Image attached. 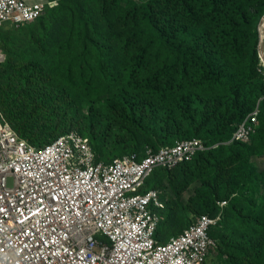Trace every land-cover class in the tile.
<instances>
[{
    "label": "trees",
    "instance_id": "16d2710c",
    "mask_svg": "<svg viewBox=\"0 0 264 264\" xmlns=\"http://www.w3.org/2000/svg\"><path fill=\"white\" fill-rule=\"evenodd\" d=\"M60 1L59 22L65 19L69 32L59 29L46 39L69 52L70 65L79 67L69 72V80L94 96L95 105L82 115L79 102L53 86L38 64H0V112L13 130L42 147L81 126L90 134L97 161L120 149L149 144L156 152L200 137L208 149L177 167L183 166L189 181H200L194 193L198 208L221 216L209 230L214 254L224 264H264V171L258 173L250 162L257 147L264 151V72L255 28L264 0ZM21 41L0 32V44L15 56ZM230 56L245 65L234 68ZM29 69L39 71L44 82H6ZM83 69L88 77L83 73L80 79ZM258 102L251 142L227 143ZM174 169H156L144 188L164 187L149 184L158 181V171L171 176ZM247 190L261 201L255 204ZM222 200L229 205H219ZM244 201L256 211L247 212ZM223 223L228 227L218 232L219 244L216 233Z\"/></svg>",
    "mask_w": 264,
    "mask_h": 264
},
{
    "label": "built area",
    "instance_id": "2783aa9c",
    "mask_svg": "<svg viewBox=\"0 0 264 264\" xmlns=\"http://www.w3.org/2000/svg\"><path fill=\"white\" fill-rule=\"evenodd\" d=\"M56 5L0 0V27L31 24ZM260 21L263 40L264 14ZM259 104L227 143L251 139ZM206 149L188 139L106 163L77 132L34 147L0 112V264H206L216 247L209 230L220 215L200 214L159 242L161 191L144 188L156 169H174Z\"/></svg>",
    "mask_w": 264,
    "mask_h": 264
},
{
    "label": "rangeland",
    "instance_id": "374dc122",
    "mask_svg": "<svg viewBox=\"0 0 264 264\" xmlns=\"http://www.w3.org/2000/svg\"><path fill=\"white\" fill-rule=\"evenodd\" d=\"M61 1L57 2L55 8L48 10L44 15L43 19L39 22H35L30 25L15 27V26H5L0 28V32H4L9 34L10 36H18V41L22 43V47L18 50L19 55L15 56L8 52L2 44H0V53L2 54V58H0V64L10 65L14 60H18L21 64H27L29 62H33L38 64L37 68H43L42 72L47 75V79L52 81V85H58L59 89H67L69 92L68 97L71 99H75L79 102L82 107L83 113L82 115H86L90 112V106L94 104V96H89L87 93H81L79 89L75 87L76 84H72L69 80V72H76L78 70V65L73 64L70 65V61L72 59L69 57V52L61 51L56 46L53 40L46 39V34H56L59 29L62 32L68 33V24L67 22L60 21L62 20V12L60 9ZM69 15V13H68ZM66 15V18L68 17ZM59 17V18H58ZM261 18L257 20L255 23V28L257 27L258 33V45L257 52L259 50V62L260 56L263 57L264 60V39L260 40L259 36V26L261 24ZM57 31V32H56ZM18 42V44H19ZM77 46L79 43L76 41ZM20 45V44H19ZM7 51V52H6ZM74 54V53H73ZM71 54V56H73ZM59 56V57H58ZM1 57V56H0ZM230 62H232L234 68L242 66V60L235 59L234 57H229ZM245 63L243 64V66ZM259 68L264 72V65L259 64ZM10 69L8 68V72ZM37 73H34L33 69H29L28 72L25 70L21 72H17L16 76H12L11 79H7L6 82L10 80H15L18 83L30 81H42L44 80L38 78ZM83 73L88 77V70L83 69L81 73H78L79 78L83 77ZM15 74V73H13ZM78 86V85H76ZM81 126L77 127V133L87 137L90 139V134L84 129H80ZM21 138V137H20ZM192 139H197L203 142L200 137H194ZM25 140V139H24ZM186 140V139H185ZM251 140V139H250ZM248 142H251V141ZM26 141V140H25ZM91 141V140H89ZM182 141V140H177ZM176 141V142H177ZM30 144L28 141H26ZM246 142V143H248ZM32 145V144H30ZM34 146V145H32ZM37 147V146H34ZM120 147V146H119ZM113 148V147H112ZM122 148V147H121ZM121 150V151H120ZM115 152L113 156H109L108 154H104L101 156L103 162L112 161L114 159L122 158L124 156L130 154H143L147 151H155L151 145H145L141 148H132L130 150L120 149ZM250 162L255 167L258 173L264 171V151L262 149L256 148V152L251 154ZM171 176L167 174V170H160L156 174L158 175V181L149 184L151 186H156L158 184H164L163 186H158L159 190L161 189L164 200L166 203V208L164 210V215H162V221L159 222V231L157 234L159 242H167L171 237L178 235L182 232V230L192 222V220L200 215L202 212L197 205V200L194 197L195 187L200 184V181H189L184 174L183 166L177 167L174 170L168 171ZM11 182V181H10ZM148 185V186H149ZM249 186V184H247ZM263 188L261 186V192ZM179 192V194H177ZM246 193L252 197V200L255 201V204L259 203L261 200L256 199L255 196L251 195L250 191L247 190ZM246 211L252 212L256 211V208L253 206H249V201L243 202ZM220 205V202H219ZM229 205V203L227 204ZM225 205V206H227ZM222 206V205H221ZM161 213V212H160ZM221 219V216H220ZM227 223V222H226ZM226 223L219 225V229H217L216 237L220 244L221 240L218 238L219 231L222 230ZM221 234V232H220ZM206 264H224L219 259V254L216 252L209 256Z\"/></svg>",
    "mask_w": 264,
    "mask_h": 264
},
{
    "label": "clouds",
    "instance_id": "9594fccd",
    "mask_svg": "<svg viewBox=\"0 0 264 264\" xmlns=\"http://www.w3.org/2000/svg\"><path fill=\"white\" fill-rule=\"evenodd\" d=\"M262 16H263V15H262ZM262 16H261V17H262ZM260 63L262 64L261 57H260Z\"/></svg>",
    "mask_w": 264,
    "mask_h": 264
},
{
    "label": "crops",
    "instance_id": "0c3cea01",
    "mask_svg": "<svg viewBox=\"0 0 264 264\" xmlns=\"http://www.w3.org/2000/svg\"><path fill=\"white\" fill-rule=\"evenodd\" d=\"M195 219V218H194Z\"/></svg>",
    "mask_w": 264,
    "mask_h": 264
}]
</instances>
